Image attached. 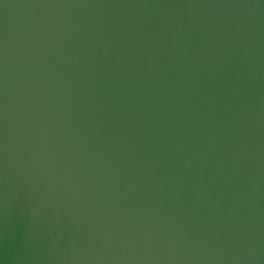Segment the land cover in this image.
I'll use <instances>...</instances> for the list:
<instances>
[{
  "label": "water",
  "instance_id": "obj_1",
  "mask_svg": "<svg viewBox=\"0 0 264 264\" xmlns=\"http://www.w3.org/2000/svg\"><path fill=\"white\" fill-rule=\"evenodd\" d=\"M0 264H264V0H0Z\"/></svg>",
  "mask_w": 264,
  "mask_h": 264
}]
</instances>
